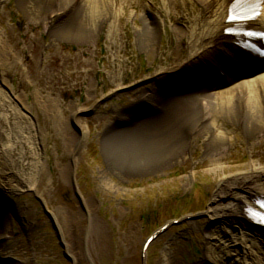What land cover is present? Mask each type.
I'll list each match as a JSON object with an SVG mask.
<instances>
[{
  "label": "rangeland",
  "instance_id": "obj_1",
  "mask_svg": "<svg viewBox=\"0 0 264 264\" xmlns=\"http://www.w3.org/2000/svg\"><path fill=\"white\" fill-rule=\"evenodd\" d=\"M116 5L95 34L73 41L60 35L64 20L30 15L20 0H0V125L9 134L5 143L17 142L14 153H27L39 164L33 189L11 171L0 174L5 212L0 264H197L211 236L227 235L252 240L251 251L260 253L258 234L246 220L231 225L208 210L227 174L253 165L264 168V135L254 143L225 122L227 174L214 170L202 137L175 159L144 153L150 164L142 169L128 167L129 159L118 153L116 112H129L131 101L149 87L163 51L166 56L172 50L192 51L190 37L178 39L173 27L190 30L200 8L194 0H117ZM148 24L160 30V37L143 48L137 31ZM8 50L17 55L15 71L8 66ZM56 57L73 61L71 69L82 71L83 82L60 89L54 80L60 71L53 68ZM117 60L127 64L126 80ZM258 70L249 69L247 77L264 73ZM207 74L215 83L212 71ZM48 104L58 108L51 117ZM141 112L140 120L151 116L149 110ZM4 141L0 161L5 162ZM66 165L68 176L61 171ZM180 219L153 241L143 261L145 240Z\"/></svg>",
  "mask_w": 264,
  "mask_h": 264
},
{
  "label": "bare ground",
  "instance_id": "obj_2",
  "mask_svg": "<svg viewBox=\"0 0 264 264\" xmlns=\"http://www.w3.org/2000/svg\"><path fill=\"white\" fill-rule=\"evenodd\" d=\"M20 1L30 15L64 20L60 22L65 25L60 35L73 41H85L95 34L117 6V0ZM194 1L200 11L190 30L174 26L178 39L190 37L192 51L186 55L182 50H172L169 56L163 51L153 68L155 75L149 81V87L131 101L129 112H116L114 122L127 128L117 130L113 137L115 143L118 142V153L129 159L126 165L132 169H142L150 164L149 160L142 159L144 153L152 152V158L156 159L157 154L175 159L192 146L193 140L202 137L214 170L225 171L222 162L230 145L225 122L236 125L254 143L264 135V73L247 77L251 68L264 70V36L245 35L249 31L264 32V5L261 14L254 19L230 22L232 5L238 0ZM74 13L75 17L71 18ZM137 34L145 48L160 37V30L148 24L147 29L138 30ZM7 54L8 66L15 71L17 55L11 50ZM117 61L124 73L123 80H126L127 64ZM72 65L73 61L56 57L53 68L60 71L54 75V80L60 89L73 85L75 80L83 82L82 71L71 69ZM84 65L81 62L80 69ZM207 70L212 71L215 83L209 80ZM116 74L115 80L120 87L121 79ZM160 74L165 76L161 78ZM176 89L181 92L174 94ZM44 107H47L49 117L51 111L58 109L53 104ZM142 108L151 111V116L141 121ZM62 133L66 136V129L63 128ZM4 135L9 136L0 125V142L4 141ZM73 141V138L68 140L77 147ZM16 146L17 142L13 145L10 141L3 142L1 150L6 161H0V174L3 176L7 170L11 171L22 185L33 189L39 164L36 167L37 162L20 150L15 154ZM62 169L65 176L70 174L69 165ZM260 201H264V168L253 165L222 178L216 185L209 215L231 225L239 224V219H246L253 232L258 234L263 251H251L249 244L252 240L248 238L211 236L206 254L197 264H264V224L251 218L249 213L251 210L264 213ZM2 214L5 212L0 207V218ZM1 229L0 225V246L5 241Z\"/></svg>",
  "mask_w": 264,
  "mask_h": 264
},
{
  "label": "snow or ice",
  "instance_id": "obj_3",
  "mask_svg": "<svg viewBox=\"0 0 264 264\" xmlns=\"http://www.w3.org/2000/svg\"><path fill=\"white\" fill-rule=\"evenodd\" d=\"M236 17L234 16H229L228 19L229 20H232V19H235ZM228 31H231V29H228ZM245 35H248V36H264V32H252V31H249L247 33H245ZM247 207V206H245ZM261 207H264V204L261 205ZM261 222H264V220H262Z\"/></svg>",
  "mask_w": 264,
  "mask_h": 264
}]
</instances>
